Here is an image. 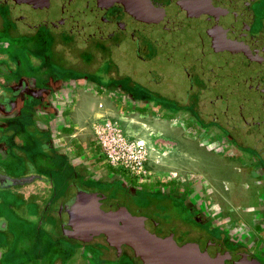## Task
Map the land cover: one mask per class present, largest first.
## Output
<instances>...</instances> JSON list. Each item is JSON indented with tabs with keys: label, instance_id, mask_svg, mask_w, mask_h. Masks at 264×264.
Returning a JSON list of instances; mask_svg holds the SVG:
<instances>
[{
	"label": "flooded vegetation",
	"instance_id": "1",
	"mask_svg": "<svg viewBox=\"0 0 264 264\" xmlns=\"http://www.w3.org/2000/svg\"><path fill=\"white\" fill-rule=\"evenodd\" d=\"M14 36L37 37L50 52L54 43L61 62L43 53L37 64L46 66L39 80L58 89L32 88L27 75L14 76L10 104L0 105L9 123L0 147L37 144L44 157L19 172H0V264H69L78 251L73 264H140L101 242L50 233L48 223L61 224L60 205L76 187L153 218L159 237L194 241L202 251L214 242L236 261L249 256L264 264V0H0L2 59L14 52ZM81 92L160 121L181 138L207 140L208 149L236 159V171L249 174L253 189L241 186L253 203L225 180L220 188L176 172L164 182H138L110 168L92 138L85 145L75 138L70 113ZM78 171L80 184L68 182ZM26 176L32 179L23 184L9 179ZM23 185L29 194L19 192ZM54 239L69 241L70 256L53 261L47 248Z\"/></svg>",
	"mask_w": 264,
	"mask_h": 264
},
{
	"label": "rangeland",
	"instance_id": "2",
	"mask_svg": "<svg viewBox=\"0 0 264 264\" xmlns=\"http://www.w3.org/2000/svg\"><path fill=\"white\" fill-rule=\"evenodd\" d=\"M14 37H12L13 40H10L11 42L16 43V47H14L13 49L14 52L5 56V59H2L0 57V105L5 104L6 106H8L11 101V98L8 97L9 94L7 93V90L9 89L8 81L12 79V77L14 78V76H17V78H21V75H27L29 77V85L32 88L44 87L47 89L48 87L50 88V90L53 91L55 89H58L52 83L41 82L39 80L41 79L40 75L43 74L44 69L46 67L45 65H43L42 69L38 68L39 65H41V55L43 53L50 54V57L53 61L61 62V55L60 53H58L55 47H53L54 43H52V48L50 52L49 45L45 46L40 42V39H36L37 37L32 39H29L27 37ZM47 50L49 53L47 52ZM73 54H75V52ZM34 58L38 59L35 60ZM37 64L39 65L37 66ZM58 70L63 71L64 69L59 67ZM37 71L39 72V75H37L36 73V78L33 76L31 77L28 74L30 72L32 73ZM8 73H10V75ZM67 82H71V80ZM99 103H102L101 111L98 109ZM98 112H102L106 116L111 117L113 119L120 120L122 126L133 134H144V130L141 128L139 123L136 122L139 118H134V122L132 124L129 123V119L121 120L119 119V110L117 109L115 104H113L111 101H108L107 98L96 97L92 93L81 92L77 98V102L72 112L70 113V117L75 126V128L73 129V131L75 132V138L81 141V143L84 145L92 138L91 126L94 117ZM19 113L22 116H26L28 112L26 109H19ZM125 114L127 113L125 112ZM7 119L11 120L12 122H18L19 117H7ZM4 120L0 118V128L3 129L2 131H0V138H3V141L4 137L6 136V129L4 125L7 126V124H9H6ZM143 121L150 128V130H152L153 132H159L162 138H164L165 142L164 145L160 146L164 149L166 155L160 160L159 164L151 165V168L157 171H171L175 173L177 172L180 177L185 176V174L193 173L196 174L199 178L204 177L206 179L212 180L213 182H215L216 186L220 188H222L221 184L225 180L230 183L231 186L233 184L237 190L240 188L238 191L234 192L235 194H237V192L242 191L245 194L243 197V201L253 203L254 199L252 194L248 193L249 190H245V188L241 186V182L249 183V185L251 186V191L253 189V184H251L250 180L251 177L249 176V174H247V172H245V170L242 174H239L236 171L235 166L239 164L236 159L229 158L227 155H224V153H217L215 151H211L210 149H208L207 140L206 142L204 140L200 141V138L198 140H187L181 138L175 129L168 127L160 121L146 119ZM36 146H38V148H35V146L28 147L29 149L27 147L21 146L14 147L12 152H10V150H7L9 151V153L0 147V172H19V170L23 169L25 166H32L33 161H36V159L43 157L41 147L37 144ZM76 174L77 178H73V176L71 177L70 175L68 182L71 180L76 181L77 184H80V181H78V179L81 176V172L78 171V173ZM165 180L166 178L162 179L161 181L164 182ZM196 181L198 183L199 179H196ZM17 189L21 193L29 194V192H27L28 187H26V185L20 186ZM238 196L242 200L241 195L238 194ZM12 202L18 201L13 200ZM27 204H29V202H27ZM31 216L33 217V215ZM33 219H35V223L37 225L40 223V221H38L39 219H36V217H33ZM47 223L46 221H43L41 228L45 229L47 227ZM48 225L50 227L47 228L51 231L50 233L53 236L59 238L61 235H66L61 232L62 230H59V224L48 223ZM29 228L30 226L28 225L24 227L26 231H28ZM66 243L62 242L60 239H54L52 245H49L47 249L50 250V252H53V261L56 258V255L62 256L65 254L66 251H68V254L70 256L71 249L70 247H68L69 241ZM98 244L101 243L99 242ZM102 245L106 247L105 244L102 243ZM106 248L107 252L114 254L112 249H110L109 247ZM79 255L82 256L80 251H78L77 256L73 257V259H79ZM73 259H71V262L69 264H73ZM64 262L65 260L62 264H64ZM92 262L95 263V260L91 259V263ZM48 264H51V261H49ZM114 264H124V261H116L114 262Z\"/></svg>",
	"mask_w": 264,
	"mask_h": 264
},
{
	"label": "water",
	"instance_id": "3",
	"mask_svg": "<svg viewBox=\"0 0 264 264\" xmlns=\"http://www.w3.org/2000/svg\"><path fill=\"white\" fill-rule=\"evenodd\" d=\"M9 179L12 184H23L32 177ZM116 201L76 187L60 205L59 230L86 243L101 242L117 254L126 251L140 264H223L225 258L236 261L214 242H208L202 251L194 241L177 244L171 236L159 237L153 218L133 214ZM256 263L249 256L236 261V264Z\"/></svg>",
	"mask_w": 264,
	"mask_h": 264
},
{
	"label": "built area",
	"instance_id": "4",
	"mask_svg": "<svg viewBox=\"0 0 264 264\" xmlns=\"http://www.w3.org/2000/svg\"><path fill=\"white\" fill-rule=\"evenodd\" d=\"M98 109L101 111L102 103L98 104ZM125 112L119 110V119H129L132 124L134 118H139L136 122L144 130V134H133L122 126L120 120L98 112L91 126L92 140L99 146L103 161L115 170L129 173L138 182L174 178L175 172L151 168V165L159 164L166 155L160 146L165 144L164 138L159 132L150 130L143 121L148 120L146 117Z\"/></svg>",
	"mask_w": 264,
	"mask_h": 264
}]
</instances>
